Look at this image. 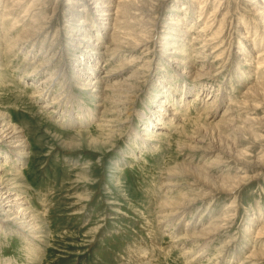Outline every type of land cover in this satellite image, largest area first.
Returning <instances> with one entry per match:
<instances>
[{
  "label": "rangeland",
  "instance_id": "374dc122",
  "mask_svg": "<svg viewBox=\"0 0 264 264\" xmlns=\"http://www.w3.org/2000/svg\"><path fill=\"white\" fill-rule=\"evenodd\" d=\"M103 1L0 0V264H264V0Z\"/></svg>",
  "mask_w": 264,
  "mask_h": 264
},
{
  "label": "bare ground",
  "instance_id": "6f19581e",
  "mask_svg": "<svg viewBox=\"0 0 264 264\" xmlns=\"http://www.w3.org/2000/svg\"><path fill=\"white\" fill-rule=\"evenodd\" d=\"M89 1H90V5H91V0H89ZM92 1H94V0H92ZM97 1H99V0H97ZM72 3H74V1H72ZM93 6H95L97 9H99L98 10L99 11L98 17L100 16L102 20L105 21L106 19H103V18L112 17L113 14H111V10L108 9L109 5H107L106 2H104V1L103 2H96V0H95V2L93 3ZM257 8L261 9V12L258 11L257 14L264 16V6L263 7H257ZM32 32H34V31H32ZM52 78L53 77L44 80L43 84H46V82H48V84H49L50 80L52 81ZM129 78H130V76H129ZM88 84L90 85L91 83H88ZM54 104H55V101H54ZM4 120L5 119H3V118L0 119V142H3L4 144H7L8 146L11 145L9 147L11 149H15V151H17L16 156L18 157L19 160H22L23 156H24V154H22V149L24 148V142L21 141V139H20L21 137L18 135L19 131H17L12 126H8L4 122ZM147 141H148V139H147ZM8 188H10V187H8ZM8 188L0 185V213L6 217V221L13 222L14 225L18 224L19 227L21 226L23 229L26 228V231H28L29 234L33 236L34 230L32 229V226L27 221H26L27 223H25V220H24L25 218H23V216H25L22 213V211H23L22 206L24 204L23 200L20 199L21 197H18L16 194L11 193V191ZM28 219H29V217H28ZM18 225H16V226L18 227Z\"/></svg>",
  "mask_w": 264,
  "mask_h": 264
}]
</instances>
